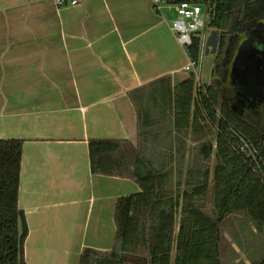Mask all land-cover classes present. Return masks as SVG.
<instances>
[{
  "label": "crops",
  "instance_id": "crops-1",
  "mask_svg": "<svg viewBox=\"0 0 264 264\" xmlns=\"http://www.w3.org/2000/svg\"><path fill=\"white\" fill-rule=\"evenodd\" d=\"M170 10L155 11L151 0H0V138L22 140L26 264H79L85 247L112 248L116 200L141 189L130 177L93 173L89 140L135 146L130 90L191 75Z\"/></svg>",
  "mask_w": 264,
  "mask_h": 264
},
{
  "label": "trees",
  "instance_id": "trees-1",
  "mask_svg": "<svg viewBox=\"0 0 264 264\" xmlns=\"http://www.w3.org/2000/svg\"><path fill=\"white\" fill-rule=\"evenodd\" d=\"M210 4L208 27L219 33L212 82H202L197 90L193 74L176 86L163 76L132 89L136 145L113 138L89 140L93 173L130 177L141 190L117 198L112 248L102 252L85 247L79 264H224L226 237L221 223L228 216L242 212L257 228H264V112L244 117L233 111L234 89L227 84L241 32L253 22L264 23V0H210ZM233 31L238 33L228 41ZM189 51L192 58L198 56V37ZM219 75L225 83H220ZM164 122H171L176 131L174 154L161 150ZM212 130H216L214 145L211 139L203 140L198 150L205 160L214 149L210 214L203 207L209 170L193 167V153L187 156L184 144L188 136L198 140ZM233 131L251 144L253 154L237 151ZM21 150V139L0 138V264H26L27 226L17 204ZM163 159L188 163L162 166Z\"/></svg>",
  "mask_w": 264,
  "mask_h": 264
},
{
  "label": "rangeland",
  "instance_id": "rangeland-1",
  "mask_svg": "<svg viewBox=\"0 0 264 264\" xmlns=\"http://www.w3.org/2000/svg\"><path fill=\"white\" fill-rule=\"evenodd\" d=\"M170 21L176 18V13L172 9L166 12ZM210 31V30H209ZM264 41V23L260 21L247 25L245 30V40L238 45L237 53L227 74V84L230 85L234 92V101L232 107L237 113H243L246 101L249 98L256 97L263 78V55L258 50L259 43ZM242 74V72H244ZM212 82L210 78L209 83ZM197 90L202 87L197 85ZM165 125L160 133L161 140L165 148L175 150L176 140L173 141L174 130L172 123L164 122ZM162 125V126H163ZM189 134V133H188ZM216 130L209 132L208 136L195 140L194 136H188L184 148L187 156L189 152L193 153V167L208 168L209 185L205 195L203 196V207L207 213L212 214V181L213 167L215 165L214 149L209 158L201 160L199 147L203 140L211 139L213 145L215 143ZM174 144V145H173ZM170 153V152H169ZM174 154V153H173ZM172 160H168L170 162ZM221 230L225 235V243L222 248L224 264H264V228H257L251 218L242 212L234 213L228 216L221 223ZM233 246L234 251L230 246ZM236 246V247H235ZM235 260H238L235 262Z\"/></svg>",
  "mask_w": 264,
  "mask_h": 264
},
{
  "label": "built area",
  "instance_id": "built-area-1",
  "mask_svg": "<svg viewBox=\"0 0 264 264\" xmlns=\"http://www.w3.org/2000/svg\"><path fill=\"white\" fill-rule=\"evenodd\" d=\"M80 0H55L58 6L77 4ZM153 9L162 12L164 7L173 9L176 18L170 21V28L177 41L185 48L187 62L184 66L186 71L194 75L197 85L203 82V65L205 59L206 40L209 34L208 23L211 18L212 6L210 0H151ZM199 38L198 56H190L189 47L194 38ZM236 138L234 147L242 154L251 155L254 150L251 144L237 131H233Z\"/></svg>",
  "mask_w": 264,
  "mask_h": 264
},
{
  "label": "flooded vegetation",
  "instance_id": "flooded-vegetation-1",
  "mask_svg": "<svg viewBox=\"0 0 264 264\" xmlns=\"http://www.w3.org/2000/svg\"><path fill=\"white\" fill-rule=\"evenodd\" d=\"M237 33H238V31L229 32V34L227 36V40L230 41L233 38L234 35H237ZM241 34L243 35V37L241 38V42H242V41L245 40V31L241 32ZM263 46H264V41L259 43L258 50L263 55V58H262L261 62H262V66H263L262 68L264 69V51L261 52V49L263 48ZM217 51H218V47H217ZM217 51H216V53H217ZM216 53L214 54V58H215ZM234 58H235V56H234ZM234 58H233V60H234ZM233 60L231 61L229 70H230L231 65L233 63ZM213 64H214V61H213ZM226 64H227V62L225 60H223L222 61V68H225ZM228 73H229V71H228ZM263 73H264V70H263ZM217 79L220 81V83H222V84L225 83L222 76L219 75L217 77ZM213 80H215V79L213 78ZM234 92H235V89H234ZM233 101H234V94H233V98L231 99L230 106H231V109L233 111H235L234 108L232 107ZM263 112H264V78H263L262 84H261L258 92L256 93V97L249 98L246 101L244 112L242 114L241 113H237V112L236 113L241 115V116H244V117L245 116L254 117L256 115L257 116L260 115V113H263Z\"/></svg>",
  "mask_w": 264,
  "mask_h": 264
},
{
  "label": "water",
  "instance_id": "water-1",
  "mask_svg": "<svg viewBox=\"0 0 264 264\" xmlns=\"http://www.w3.org/2000/svg\"><path fill=\"white\" fill-rule=\"evenodd\" d=\"M219 44V33L216 30H210L207 40H206V47H205V59H204V65H203V82L209 83L210 78L212 77L214 73L213 68V61H214V54L217 51V47ZM264 51V46L261 49V52ZM242 72V74H244Z\"/></svg>",
  "mask_w": 264,
  "mask_h": 264
}]
</instances>
